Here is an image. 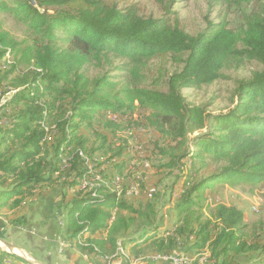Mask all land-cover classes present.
<instances>
[{"label": "trees", "instance_id": "16d2710c", "mask_svg": "<svg viewBox=\"0 0 264 264\" xmlns=\"http://www.w3.org/2000/svg\"><path fill=\"white\" fill-rule=\"evenodd\" d=\"M259 8L242 13L235 29L208 23L193 37L168 17H141L134 6L118 10L101 0H14L7 6L0 0V12L13 15L37 38L19 51L9 71L16 75L2 91L10 96L0 104V210L10 199L8 208L17 209L36 190L61 184L64 192L73 189L67 201L65 196L61 200L65 235L80 252L103 263L114 264L119 248L124 253L129 248L136 260L144 251L155 254H150L152 258L182 247L191 258L208 249L202 264H241L236 258L250 253L256 256L245 264H264V244L243 240L241 210L217 204L212 222L202 220L194 209L217 185L264 183V5ZM16 50L17 44L0 32V60ZM109 55L134 63L170 55L183 68L169 77L165 91L134 86L110 95L114 85L106 77L89 81L80 72L88 63L109 60ZM244 62H256L262 69L238 84L237 102L228 112L206 117L202 108L185 102L182 89L212 84L222 77L221 70ZM21 64L26 71L17 70ZM132 75L136 78L137 71ZM62 97L70 99L68 106ZM136 110L149 112L147 127L180 144L205 128L206 119L212 121L210 132L194 139L195 151L179 155L176 162L187 160L192 168L193 160L204 165L209 158L222 165L188 186L183 183L172 209L176 215L172 230L158 222L154 205L135 207L125 199L131 194L129 185L114 184L126 168V141L116 147L107 136L96 134L98 145L88 151L79 134L83 125L92 126L94 113L102 112L113 116L105 118L103 126L116 137L123 124L135 123ZM109 144L114 153L104 154V163H113L112 171H98L100 182L79 190L82 179L93 177L83 158ZM191 175L187 170L182 176L188 182ZM9 223L21 227L25 220L18 217ZM134 226L135 234L128 235ZM124 256L127 264L134 261ZM0 264L23 263L0 250Z\"/></svg>", "mask_w": 264, "mask_h": 264}, {"label": "rangeland", "instance_id": "374dc122", "mask_svg": "<svg viewBox=\"0 0 264 264\" xmlns=\"http://www.w3.org/2000/svg\"><path fill=\"white\" fill-rule=\"evenodd\" d=\"M1 1L5 2L7 6H12L14 3V0ZM238 1L239 4L236 6L232 2L228 4V0H101L107 6L118 10L134 6L138 11V15L143 18L157 19L164 16L168 17L172 24L176 23L193 37L200 34L208 23L214 25L224 24L228 28L235 29L242 21V13L249 14L252 11L259 10L260 5H264V0ZM0 32L5 33L9 39L13 40L17 44L18 50L14 52L13 56L7 54L0 60V104H4L8 101L10 94H3V96L2 91L8 90L7 87L10 86L11 79L16 75V73H9L14 59L18 58L19 51L37 42V38L8 12H0ZM184 58L183 56L182 59ZM182 68L183 64H177L170 55L165 60L151 58L138 63H134L127 58L109 55V60H103L97 64L95 62L88 63L80 72L89 81L106 77L114 85L110 92L111 95L121 92L126 87L134 86L155 91H165L169 77L173 73L179 72ZM261 69V66L256 62H244L238 67H227L221 70L222 77L212 84L203 85L195 89H182L181 94L189 106L202 108L206 117L224 114L232 109L237 102L236 89L238 84L250 80L253 74L261 71ZM17 70L26 71L27 68L21 64ZM133 70L137 71L136 78L132 75ZM62 100L63 105L68 106L70 99L62 97ZM148 116V111L136 110L132 117L135 121L132 127L123 124L122 130L115 137L103 126L105 118L111 119L113 116L110 114L103 115L102 112L94 113L92 126L89 128L83 125L79 134L86 141L84 148L88 151L95 149L98 145L99 139L96 134L107 136L109 142L114 143L116 147L120 145L121 140L126 141L128 145L125 155L127 164L119 178L122 185L130 186L132 184L136 187L139 182L140 187H136L135 194H127L129 196H126L125 199L135 207L138 204H142V208L147 205H154L158 213V222L172 230L176 221V215L172 209L183 192V183L185 182L187 186L190 185L195 180L207 176L211 171L218 169L222 163H213L207 158L206 164L203 165L199 161L193 160L192 168H189L190 165L189 167L186 165L187 160L183 159L180 163L176 162V158L179 155L188 151H195L194 139L197 136L204 137L210 132L212 124L210 119H206L205 128L190 134L185 144H180L162 138L153 128L147 127L145 120ZM110 146L109 144L103 150L95 151L91 158H83L89 171H112L111 167L114 164L104 163L106 157L104 154L111 155L114 153L112 146ZM114 162H119V160ZM172 162L174 165H171L173 164ZM187 170L192 174L188 182L182 176ZM85 180L89 181L90 179L86 178ZM116 181L118 180H115L114 184ZM58 185L57 187L60 188L61 184ZM78 187L79 190L85 189L80 184ZM72 192L73 189L66 192V199H68V195L71 196ZM204 194L207 201L202 202L200 207L194 208L197 212H201L202 220L207 219L214 222L212 210L217 204L234 206L243 212L245 225L241 233L243 240L248 244H264V183L254 187L248 184L236 186L221 184L212 190H207ZM6 210L0 211V217L6 218L9 223L7 219L9 215ZM136 230L137 228L134 226L129 230L128 235L135 234ZM0 240L7 242L2 235ZM0 250H5L1 243ZM177 250L183 252L182 247ZM141 254L144 256L136 259L140 264L149 262L150 264H158L152 262L151 259H161L158 256L150 258L151 253L147 251ZM125 255L135 258V256L130 254L129 248L125 250ZM26 256L32 262L41 264L30 254L27 253ZM208 256L209 251L206 248L197 253V255H192L196 260V264H202L203 258ZM255 256L256 254L253 253L239 255L236 260L241 264H245L253 260ZM125 259L124 261L127 262Z\"/></svg>", "mask_w": 264, "mask_h": 264}, {"label": "crops", "instance_id": "0c3cea01", "mask_svg": "<svg viewBox=\"0 0 264 264\" xmlns=\"http://www.w3.org/2000/svg\"><path fill=\"white\" fill-rule=\"evenodd\" d=\"M63 196L66 197L63 188L56 185L41 191L36 190L35 195L26 199L17 209L10 210L8 205L12 200H8L7 206L3 208L7 209L8 221L23 217L25 225L15 227L8 223L6 218L0 217V236L2 235L5 241L18 249L14 251L22 252L25 258H28L26 256L28 253L41 264H103L96 256L80 252L65 235L64 223L63 228L59 226V222L64 221V204L61 201ZM61 236L65 238L68 246L63 249H59L57 242V238ZM123 254L125 255L124 250ZM158 257L166 259L168 256ZM114 264H126V262L121 258L115 260Z\"/></svg>", "mask_w": 264, "mask_h": 264}, {"label": "built area", "instance_id": "2783aa9c", "mask_svg": "<svg viewBox=\"0 0 264 264\" xmlns=\"http://www.w3.org/2000/svg\"><path fill=\"white\" fill-rule=\"evenodd\" d=\"M90 172L92 171L90 170ZM95 175H99V174L97 172H93L94 179H95ZM118 181H119V186H121L122 185L121 179H119ZM83 185L85 184L83 183L81 186ZM129 188H131L133 191L136 190V188H133L132 184L129 186ZM59 226L63 228V221L59 222ZM57 242H58L59 249L68 247L65 238H63L62 236L57 238ZM117 259H121L120 250H119V255ZM151 261L156 262V263H161V264H196L195 260L188 259V256L183 255V253L178 250H173L170 253H168V259H151ZM105 264H109V260ZM130 264H131V261H130Z\"/></svg>", "mask_w": 264, "mask_h": 264}, {"label": "bare ground", "instance_id": "6f19581e", "mask_svg": "<svg viewBox=\"0 0 264 264\" xmlns=\"http://www.w3.org/2000/svg\"><path fill=\"white\" fill-rule=\"evenodd\" d=\"M93 174V173H92ZM90 180L89 181H86L85 179H82L81 181H80V186L84 183L85 185H83V186H81L82 188H92L93 187V185L94 184H96L97 182H100V180L95 176V179H94V177H90L89 178ZM137 188L139 187V185L137 184V186H136ZM136 187H134L133 186V188H136ZM136 188V189H137ZM129 193H131V194H135L136 193V190L135 191H133L131 188H130V190H129ZM119 250H120V255L121 256H123V250L122 249H120L119 248ZM16 254H18V255H20V256H22V257H24L23 255V253L22 252H19V251H14ZM183 255H185V254H183ZM185 256H187V255H185ZM25 258V257H24ZM166 259H168V257H166ZM188 259H190L189 257H188ZM103 264H105V263H103ZM131 264H140V262L138 261V260H134V261H132L131 262Z\"/></svg>", "mask_w": 264, "mask_h": 264}, {"label": "water", "instance_id": "95a60500", "mask_svg": "<svg viewBox=\"0 0 264 264\" xmlns=\"http://www.w3.org/2000/svg\"><path fill=\"white\" fill-rule=\"evenodd\" d=\"M0 243L5 247V250H4V251H5L6 253H8V254H10V255H13V256L17 257L18 259L21 260V262H22L23 264H36V263L32 262L31 260H29V259H27V258H24V257H22V256H20V255H18V254H16V253L14 252V250H16L17 248L14 247L13 245H11V244H9V243H7V242L1 241V240H0ZM17 250H18V249H17Z\"/></svg>", "mask_w": 264, "mask_h": 264}]
</instances>
